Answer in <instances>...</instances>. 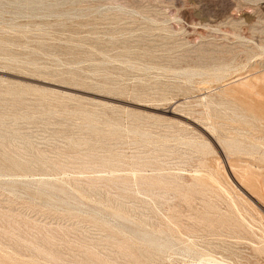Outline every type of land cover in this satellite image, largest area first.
I'll list each match as a JSON object with an SVG mask.
<instances>
[{
	"label": "rangeland",
	"instance_id": "1",
	"mask_svg": "<svg viewBox=\"0 0 264 264\" xmlns=\"http://www.w3.org/2000/svg\"><path fill=\"white\" fill-rule=\"evenodd\" d=\"M32 256L264 264V0H0V264Z\"/></svg>",
	"mask_w": 264,
	"mask_h": 264
},
{
	"label": "bare ground",
	"instance_id": "2",
	"mask_svg": "<svg viewBox=\"0 0 264 264\" xmlns=\"http://www.w3.org/2000/svg\"><path fill=\"white\" fill-rule=\"evenodd\" d=\"M203 145H206V144H204L203 143ZM11 175H13V174H11ZM16 176V175H15ZM201 185V184H200ZM182 187V186H181ZM190 189V188H189ZM186 194V193H185ZM192 198V197H191ZM185 199V198H184ZM105 208V207H104ZM118 209V208H117ZM74 211V210H73ZM99 212H100V210H99ZM105 212V211H104ZM102 213V212H101ZM91 214V213H90ZM95 215V214H94ZM103 215V214H102ZM106 215V214H105ZM123 215V214H122ZM122 215H120V216H122ZM98 216V215H97ZM117 216V215H116ZM118 216H119V213H118ZM119 216V217H120ZM95 217V216H94ZM118 217V218H119ZM101 219V218H100ZM103 219V218H102ZM123 223V222H122ZM130 223H132V222H130ZM135 223V222H134ZM133 224V223H132ZM125 225V224H124ZM123 225V226H124ZM134 225V224H133ZM183 225V224H182ZM135 226V225H134ZM141 227V226H140ZM129 228V227H128ZM137 228H138V226H137ZM139 229V228H138ZM144 229V228H143ZM193 229V228H192ZM122 230H124V229H122ZM135 230V229H134ZM139 230H142V229H139ZM148 230V229H147ZM143 231V230H142ZM148 232V231H147ZM151 233V232H150ZM144 234V233H143ZM147 234V233H146ZM156 235V234H155ZM171 241V240H170ZM169 241V242H170ZM163 242V241H162ZM176 245V244H175ZM172 247V246H171ZM181 247V246H180ZM179 247V248H180ZM160 250V249H159ZM180 250H183V249H180ZM103 251V250H102ZM199 251V250H198ZM180 253V252H179ZM36 254V253H35ZM17 255L18 254H16V257H17ZM49 256L53 259L54 257L53 256H51V254H49ZM192 256V255H191ZM61 257V256H60ZM80 257V256H79ZM91 258V257H90ZM89 258V259H90ZM32 262H33V264H37L38 262H37V260H36V257L35 256H32V258L30 259ZM199 260V259H198ZM203 260H204V258H203ZM210 260V263L211 264H234V263H232V262H227V261H223V260H215V259H209ZM91 261V260H90ZM201 261L202 260H199V264L201 263ZM208 261V260H207ZM30 262V261H29ZM37 262V263H36ZM52 262V261H51ZM44 263V262H43ZM73 264V263H72ZM195 264V263H194Z\"/></svg>",
	"mask_w": 264,
	"mask_h": 264
}]
</instances>
